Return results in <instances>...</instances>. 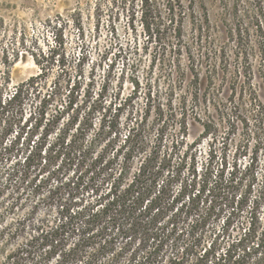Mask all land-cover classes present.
<instances>
[{
	"label": "trees",
	"instance_id": "obj_1",
	"mask_svg": "<svg viewBox=\"0 0 264 264\" xmlns=\"http://www.w3.org/2000/svg\"><path fill=\"white\" fill-rule=\"evenodd\" d=\"M150 1L140 0L147 35L173 54L189 51V61L162 59L157 84L145 82L142 115L120 122L107 114L108 74L99 91L93 74L81 75L68 78L65 96L40 99L45 74L67 63L62 25L52 20L55 44L47 54L32 52L39 71L14 84L0 74V197L7 198L0 200V264H264V144L232 151L238 106L220 102L215 88L201 92L203 61L191 51L194 45L207 57L204 76L213 83L211 60L227 63L226 47L205 46L208 21L192 5L165 0L162 15ZM256 1L254 19L262 23L264 0ZM81 18L76 13L72 22L84 36ZM187 18L191 40L183 33ZM242 34L236 57L251 71ZM258 48L264 63V40ZM133 85L124 104L140 88ZM151 107L157 116L148 124ZM194 125L199 132L191 136Z\"/></svg>",
	"mask_w": 264,
	"mask_h": 264
},
{
	"label": "rangeland",
	"instance_id": "obj_2",
	"mask_svg": "<svg viewBox=\"0 0 264 264\" xmlns=\"http://www.w3.org/2000/svg\"><path fill=\"white\" fill-rule=\"evenodd\" d=\"M120 1L0 0V74L9 73L14 84L39 71L32 52L47 54L55 44L54 30L48 24V20H52L62 25L67 63L63 72H60L57 64L51 66L44 76L46 82L43 83L40 99L51 94L56 98L60 94L58 92L65 96L63 89L68 85V78L72 83L74 77L81 75L87 81L93 74L95 92L99 91L103 75L108 74L109 84L105 96L107 114H117L120 122L144 114L146 80L155 79L154 84H157L161 78L158 72L163 58L166 63L175 60L187 64L189 51L173 54L169 47L157 43L154 38L151 40L141 24L140 0H126L125 4ZM150 3L156 11L166 14L165 0H151ZM256 3V0H182L183 6L190 4L194 7L197 17H202V20L207 18L209 31L205 36V46L208 47L211 41L213 47L216 45L218 48L221 42L226 47L227 63L221 60L222 56L211 60L212 64L218 66L213 83L208 78L205 80L204 76L208 72L207 57L196 53L194 45L191 51L198 59L197 64L203 61L200 67L203 79L201 92L206 94L215 88L220 102L231 108L233 105L238 106L237 113L234 111L235 126L230 141L232 151L242 144H247L250 150L255 149L257 143L264 144V63L258 51L259 42L264 40V16L260 17L262 23L254 19L257 17ZM133 10L135 17L129 19ZM76 13L81 14L84 36L79 34L76 24L72 22ZM239 30L243 31L242 37L250 52L251 71L241 66L242 58L236 57ZM183 33L188 40L194 36L188 18L185 19ZM165 47L166 52L163 50ZM104 51H110L108 58L97 66ZM115 52L121 53L116 57L113 69L108 71L107 65L113 60ZM81 55L85 58L83 63L79 62ZM135 80L139 82L140 88L124 104L127 97L133 94ZM119 104L121 108L117 107ZM209 110L220 121V114L211 103ZM146 113L147 123L151 124L156 119L157 110L151 107ZM198 132V125L190 127L191 136ZM259 156H264V148ZM11 218L13 213L6 214L5 222L9 223Z\"/></svg>",
	"mask_w": 264,
	"mask_h": 264
}]
</instances>
